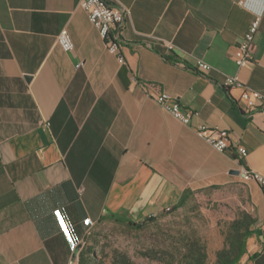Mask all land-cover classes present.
<instances>
[{
  "label": "crops",
  "instance_id": "obj_1",
  "mask_svg": "<svg viewBox=\"0 0 264 264\" xmlns=\"http://www.w3.org/2000/svg\"><path fill=\"white\" fill-rule=\"evenodd\" d=\"M79 1L0 0V264H79L99 221L144 220L199 190L252 216L239 264H264V188L240 173L264 176V111L223 85L238 74L264 93V0H109L130 10L124 62ZM64 28L70 51L57 44ZM199 59L214 69L195 70ZM162 92L198 112L190 124L157 103ZM201 123L228 130L229 149L199 136Z\"/></svg>",
  "mask_w": 264,
  "mask_h": 264
},
{
  "label": "rangeland",
  "instance_id": "obj_2",
  "mask_svg": "<svg viewBox=\"0 0 264 264\" xmlns=\"http://www.w3.org/2000/svg\"><path fill=\"white\" fill-rule=\"evenodd\" d=\"M176 206L138 220L144 222L140 229L118 223L116 217L103 219L82 246L94 247L100 264H122L117 262L122 255L133 264H187L188 249L195 243L206 254L205 264H218V252L229 246L232 223L246 212L219 190L196 191L183 206Z\"/></svg>",
  "mask_w": 264,
  "mask_h": 264
},
{
  "label": "built area",
  "instance_id": "obj_3",
  "mask_svg": "<svg viewBox=\"0 0 264 264\" xmlns=\"http://www.w3.org/2000/svg\"><path fill=\"white\" fill-rule=\"evenodd\" d=\"M245 0H238L243 5ZM79 5L86 11L92 24L99 30V33L107 48L115 53L121 62H124V56L121 51L122 26L130 10L123 6H115L109 0H80ZM261 24V17L256 16L242 40L234 51V61L238 68H243L251 62V46L254 43ZM57 44L65 51L74 48L73 38L67 28L61 30L57 35ZM200 72H210L214 68L206 61L199 59L194 67ZM223 85L228 88H240L241 101L248 112L256 110L264 111V93L245 85L238 74L225 75ZM157 103L169 111L176 119L184 124H190L193 116L198 112L192 109H185L177 98H174L167 92H162L156 97ZM196 131L199 136L208 141L215 149L225 151L230 147V135L228 130L213 127L207 124H198ZM238 152L242 157H246L248 151L245 147L239 146ZM242 179H248L258 182L264 188V176L256 171L243 168L240 171Z\"/></svg>",
  "mask_w": 264,
  "mask_h": 264
},
{
  "label": "trees",
  "instance_id": "obj_4",
  "mask_svg": "<svg viewBox=\"0 0 264 264\" xmlns=\"http://www.w3.org/2000/svg\"><path fill=\"white\" fill-rule=\"evenodd\" d=\"M196 70V69H195ZM193 192H185L176 207L183 206ZM118 223L127 225L129 227L142 228L144 222L134 221L130 219H124L117 217L115 218ZM153 220V218H150ZM254 220L252 216L248 213H245L243 218L236 220L232 223V230L229 236V246L220 250L217 254V263L218 264H239L242 257L247 252L248 239L254 233L252 227ZM193 246H190L187 254V264H205L206 254L201 248H197L196 244L193 243ZM151 258H157L156 254H145ZM118 263L122 264H133L130 258L127 255H122L120 258H117ZM79 264H100L98 255L94 247H86L79 251Z\"/></svg>",
  "mask_w": 264,
  "mask_h": 264
},
{
  "label": "water",
  "instance_id": "obj_5",
  "mask_svg": "<svg viewBox=\"0 0 264 264\" xmlns=\"http://www.w3.org/2000/svg\"><path fill=\"white\" fill-rule=\"evenodd\" d=\"M236 173H237V172H236ZM80 247H81V244H78V245L76 246L75 251H74V254H73V257H74V258L77 256Z\"/></svg>",
  "mask_w": 264,
  "mask_h": 264
},
{
  "label": "bare ground",
  "instance_id": "obj_6",
  "mask_svg": "<svg viewBox=\"0 0 264 264\" xmlns=\"http://www.w3.org/2000/svg\"><path fill=\"white\" fill-rule=\"evenodd\" d=\"M243 181H250V180H248V179H242Z\"/></svg>",
  "mask_w": 264,
  "mask_h": 264
}]
</instances>
